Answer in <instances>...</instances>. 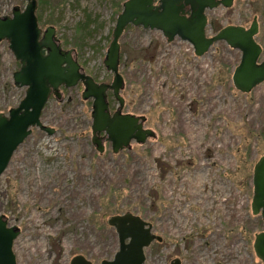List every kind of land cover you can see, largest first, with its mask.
Instances as JSON below:
<instances>
[{"label": "rangeland", "instance_id": "rangeland-1", "mask_svg": "<svg viewBox=\"0 0 264 264\" xmlns=\"http://www.w3.org/2000/svg\"><path fill=\"white\" fill-rule=\"evenodd\" d=\"M126 0H38L39 26L56 29L86 74L110 84L104 66L119 5ZM26 0H0V18ZM123 9V5H122ZM207 36L226 26L259 22L263 47L264 0H235L207 11ZM41 18V19H40ZM83 29V35L78 31ZM124 113L146 117L156 133L143 145L98 154L91 143L92 103L82 85L51 99L38 129L14 153L0 179V215L18 227V264H93L119 251L114 216L132 214L162 238L145 249L146 264H263L254 251L264 231L252 213L253 172L264 156V84L249 94L232 82L241 52L216 43L202 57L176 38L130 27L121 38ZM20 68L9 44L0 43V114L19 106L26 89L15 87ZM111 112L119 107L108 93Z\"/></svg>", "mask_w": 264, "mask_h": 264}, {"label": "water", "instance_id": "water-1", "mask_svg": "<svg viewBox=\"0 0 264 264\" xmlns=\"http://www.w3.org/2000/svg\"><path fill=\"white\" fill-rule=\"evenodd\" d=\"M27 6L12 9L10 16L0 18V43L6 41L21 68L13 74L15 87L25 88V97L19 106L0 114V179L7 170L17 149L39 129L49 136L55 129L43 124V111L53 96L64 101L62 89L82 85V99L93 100L91 143L102 155L103 139L112 144L113 154L130 149L133 142L145 144L156 139V133L145 128L146 117L123 114L125 100L121 91L125 80L120 72L121 38L132 26L161 32L168 43L176 38L188 42L197 57L207 54L219 42L241 52V61L235 68L232 82L236 90L251 93L264 84V60L262 46L257 42L259 22L255 16L249 28L226 26L214 36H207V11L223 7L229 9L235 0H126L117 16L112 40L104 59L106 70L113 74L110 84L98 83L78 62L74 50H65L54 27L43 30L37 17L38 0H26ZM111 92L119 107L111 113L108 93ZM252 213L260 215L264 222V156L254 166ZM108 225L115 228L119 251L111 261L101 264H146L145 249L155 241L162 242L152 232V227L138 216L126 214L114 216ZM18 227L10 226L0 215V264H18L14 243L20 236ZM254 251L264 264V231L255 236ZM70 264H92L84 256H76ZM173 264H180L175 260Z\"/></svg>", "mask_w": 264, "mask_h": 264}, {"label": "flooded vegetation", "instance_id": "flooded-vegetation-1", "mask_svg": "<svg viewBox=\"0 0 264 264\" xmlns=\"http://www.w3.org/2000/svg\"><path fill=\"white\" fill-rule=\"evenodd\" d=\"M249 28V27H248ZM263 48V47H262ZM263 55V54H262ZM19 65H20V63H19ZM20 68H21V65H20ZM19 68V69H20ZM54 97L53 96H51V98H50V100L51 99H53ZM112 113H114V112H112ZM123 114H129V113H124L123 112ZM131 115H133V114H131ZM145 128H147V127H145ZM147 129H150V128H147ZM39 130V129H38ZM41 131V130H40ZM43 132V131H42ZM102 139H103V142H104V148H105V151H104V153L106 152V150H107V148L108 147H111V150H112V144L110 143V142H105L104 140H106L107 139V136H106V134H102L101 136H100ZM93 145V144H92ZM95 147V146H94ZM95 149H96V147H95ZM96 151H97V149H96ZM113 151V150H112ZM103 153V154H104ZM113 153V152H112ZM102 154V155H103ZM90 261V260H89ZM91 262V261H90ZM175 262V261H174ZM92 263V262H91ZM93 264V263H92ZM173 264V263H172ZM180 264H182V262H181V260H180Z\"/></svg>", "mask_w": 264, "mask_h": 264}, {"label": "trees", "instance_id": "trees-1", "mask_svg": "<svg viewBox=\"0 0 264 264\" xmlns=\"http://www.w3.org/2000/svg\"><path fill=\"white\" fill-rule=\"evenodd\" d=\"M122 5H123V2L118 6V7H119V9H118V11H117L118 14H120V13L122 12ZM40 19H41V18H40ZM129 28H130V27H129ZM129 28H128V29H129ZM128 29H127V30H128ZM78 31L80 32L79 34H81V35H80V37H81V36L83 35V33H82L83 29H79ZM121 64H122V55H121Z\"/></svg>", "mask_w": 264, "mask_h": 264}]
</instances>
